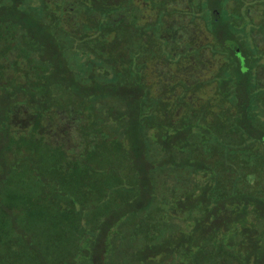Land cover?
<instances>
[{"label": "trees", "instance_id": "16d2710c", "mask_svg": "<svg viewBox=\"0 0 264 264\" xmlns=\"http://www.w3.org/2000/svg\"><path fill=\"white\" fill-rule=\"evenodd\" d=\"M0 63L1 132L120 142L136 199L217 231L203 264H264V0H0Z\"/></svg>", "mask_w": 264, "mask_h": 264}, {"label": "rangeland", "instance_id": "374dc122", "mask_svg": "<svg viewBox=\"0 0 264 264\" xmlns=\"http://www.w3.org/2000/svg\"><path fill=\"white\" fill-rule=\"evenodd\" d=\"M39 137L0 131V264H203L204 251L215 255L216 230L205 245L188 212L158 199L147 206L148 185L136 199L139 175L118 163L120 142H98L77 165Z\"/></svg>", "mask_w": 264, "mask_h": 264}]
</instances>
